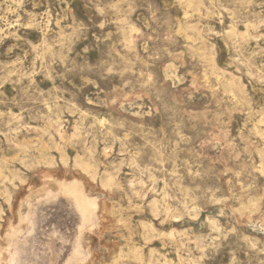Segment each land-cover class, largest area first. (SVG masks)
<instances>
[{"label": "rangeland", "instance_id": "1", "mask_svg": "<svg viewBox=\"0 0 264 264\" xmlns=\"http://www.w3.org/2000/svg\"><path fill=\"white\" fill-rule=\"evenodd\" d=\"M0 252L264 264V0H0Z\"/></svg>", "mask_w": 264, "mask_h": 264}, {"label": "bare ground", "instance_id": "2", "mask_svg": "<svg viewBox=\"0 0 264 264\" xmlns=\"http://www.w3.org/2000/svg\"><path fill=\"white\" fill-rule=\"evenodd\" d=\"M236 158V157H235ZM80 165V164H79ZM80 166H82V165H80ZM84 167H86V165L84 166ZM82 170V169H81ZM82 172H84V171H82ZM88 172V171H87ZM85 173V172H84ZM86 175H88V174H86ZM105 175V174H104ZM46 177H48V176H46ZM92 180L94 179V177H90ZM78 187H81V185H79V184H71V185H69L65 190H68L67 192H69V193H72V191L70 190V188H73V189H75V188H78ZM137 195V194H136ZM156 205V204H155ZM91 203H89V202H87L86 203V209L85 210H88L89 208H91ZM85 226L87 227V228H92L93 227V225H92V223L89 221V220H86L85 221ZM147 244V243H146ZM151 252V251H150ZM3 257V254L0 252V259Z\"/></svg>", "mask_w": 264, "mask_h": 264}]
</instances>
